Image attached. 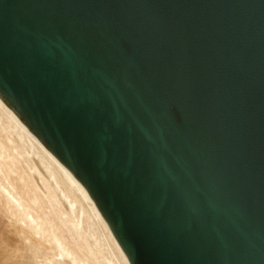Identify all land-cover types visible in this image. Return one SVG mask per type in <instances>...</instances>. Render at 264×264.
Returning <instances> with one entry per match:
<instances>
[{
    "label": "water",
    "instance_id": "95a60500",
    "mask_svg": "<svg viewBox=\"0 0 264 264\" xmlns=\"http://www.w3.org/2000/svg\"><path fill=\"white\" fill-rule=\"evenodd\" d=\"M0 95L130 264H264V0H0Z\"/></svg>",
    "mask_w": 264,
    "mask_h": 264
},
{
    "label": "bare ground",
    "instance_id": "6f19581e",
    "mask_svg": "<svg viewBox=\"0 0 264 264\" xmlns=\"http://www.w3.org/2000/svg\"><path fill=\"white\" fill-rule=\"evenodd\" d=\"M0 222V264H130L86 188L1 95Z\"/></svg>",
    "mask_w": 264,
    "mask_h": 264
},
{
    "label": "rangeland",
    "instance_id": "374dc122",
    "mask_svg": "<svg viewBox=\"0 0 264 264\" xmlns=\"http://www.w3.org/2000/svg\"><path fill=\"white\" fill-rule=\"evenodd\" d=\"M0 226H3V225H1V222H0ZM0 230L2 231V229H1V227H0ZM1 241V240H0ZM0 263L1 262H4V260H5V258H6V252L4 251V250H0ZM3 253H5V255L3 254ZM3 255V256H2Z\"/></svg>",
    "mask_w": 264,
    "mask_h": 264
}]
</instances>
